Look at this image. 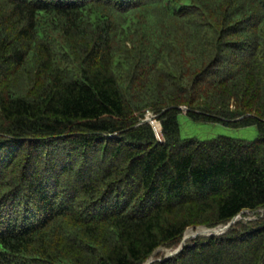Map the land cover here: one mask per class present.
Returning a JSON list of instances; mask_svg holds the SVG:
<instances>
[{
    "label": "trees",
    "instance_id": "trees-1",
    "mask_svg": "<svg viewBox=\"0 0 264 264\" xmlns=\"http://www.w3.org/2000/svg\"><path fill=\"white\" fill-rule=\"evenodd\" d=\"M262 209L264 0H0V264H264V216L159 252Z\"/></svg>",
    "mask_w": 264,
    "mask_h": 264
},
{
    "label": "rangeland",
    "instance_id": "rangeland-1",
    "mask_svg": "<svg viewBox=\"0 0 264 264\" xmlns=\"http://www.w3.org/2000/svg\"><path fill=\"white\" fill-rule=\"evenodd\" d=\"M149 114L151 115L152 113H149ZM179 121L181 125V135L183 138H198L200 140H205V139H213L220 135H225V136H231V137L238 138V139L253 141L258 136V131L256 127H251L247 129H231V128L224 127L220 124L205 125V124L192 122L190 119L186 117L185 111L183 112V115L179 117ZM154 123L160 124V122L157 120H154ZM162 139L159 138L160 141ZM263 216H264V209L255 211V212H247L246 216L241 215L238 221H242V220L251 221V220H256ZM220 228H223V227L221 226ZM187 233H190L189 240L196 238V236L198 235H201V236L211 235L210 232L208 231V228L206 227H199L197 229L190 228L186 232V235ZM159 252L161 255L165 256V259H166V257L170 255L172 250H168L167 248H162L159 250Z\"/></svg>",
    "mask_w": 264,
    "mask_h": 264
},
{
    "label": "water",
    "instance_id": "water-1",
    "mask_svg": "<svg viewBox=\"0 0 264 264\" xmlns=\"http://www.w3.org/2000/svg\"><path fill=\"white\" fill-rule=\"evenodd\" d=\"M181 109H183V111H185V113L188 112V108H186V107H183V108H181ZM166 112H167V110L163 111V114L166 113ZM156 118H157L156 116H154V115H152V114H151V115L149 114V115L146 117V119L142 121L141 124H151V125L154 127V129H155V126H154V120H155ZM159 125H160V127H161V129H162L161 123H160ZM155 131H156V129H155ZM156 134H157V132H156ZM157 137H158V139H159V134H157ZM161 142H163V141L161 140ZM239 217H240V216H238L237 218H235V219H234L229 225H227V226H223V228L218 227V228H215V229H208V231H211V232H210L211 235H209V236L223 235L224 233H226V232L229 230V228H230L232 225H234V224L238 221ZM217 230H218V231H217ZM199 236H201V235H198V236H196V237H199ZM189 239H190V237H187V235H185L184 240H183V244H182L178 249H176L175 251H172V252L170 253V255H169L168 257H166L165 260H169V259L173 258L174 256L178 255L179 253H181V252L183 251V249H184V245H186V243L189 241ZM153 262H154V261L151 260V261L148 262L147 264H152Z\"/></svg>",
    "mask_w": 264,
    "mask_h": 264
},
{
    "label": "bare ground",
    "instance_id": "bare-ground-1",
    "mask_svg": "<svg viewBox=\"0 0 264 264\" xmlns=\"http://www.w3.org/2000/svg\"><path fill=\"white\" fill-rule=\"evenodd\" d=\"M158 124V125H157ZM157 124H155V128H158L160 125H159V123H157ZM218 231V230H217ZM204 232H206V231H204ZM209 232H211V231H209ZM190 236V233H187V237H189Z\"/></svg>",
    "mask_w": 264,
    "mask_h": 264
}]
</instances>
